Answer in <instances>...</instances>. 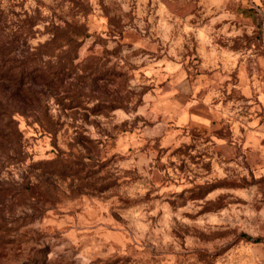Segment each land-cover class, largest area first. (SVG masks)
<instances>
[{
  "label": "rangeland",
  "instance_id": "rangeland-1",
  "mask_svg": "<svg viewBox=\"0 0 264 264\" xmlns=\"http://www.w3.org/2000/svg\"><path fill=\"white\" fill-rule=\"evenodd\" d=\"M255 19L209 0H0V264H263L264 169L209 133L256 111Z\"/></svg>",
  "mask_w": 264,
  "mask_h": 264
},
{
  "label": "crops",
  "instance_id": "crops-1",
  "mask_svg": "<svg viewBox=\"0 0 264 264\" xmlns=\"http://www.w3.org/2000/svg\"><path fill=\"white\" fill-rule=\"evenodd\" d=\"M209 3L212 5L215 4V5L233 7L236 8V11H238L240 7L244 9H251L252 20L256 18L255 21L261 23L264 29V0H209ZM176 76L174 75L175 79L173 78L172 80L173 82L174 80H176L175 84L178 91H176L175 93H178V96L174 98H185L186 101L188 98L187 96L191 95V93L194 91L195 85H193L192 82L187 78L180 77L178 79ZM185 87L187 88L180 90V88H185ZM243 88L244 86L240 84L238 88H236L235 92H241L243 91ZM253 96L254 93L252 94L251 98ZM257 100L255 101L256 106H254L256 111L254 112V114L250 116L249 119L243 121V117L240 114L238 115L235 114L234 128H230V129L225 128L223 130L222 127L218 126L216 127V129H214V127L210 128L209 133L217 132V134H219L220 136L218 141L219 140L222 142L225 141V148L228 151H230L229 148L232 144H234L235 146L238 145L237 149H240L242 147L243 149L249 151L250 165L252 167H263L262 169H264V90L259 92V94L257 95ZM185 104H183L182 106L176 104L177 107L176 109H178V111H183V106ZM156 110L159 111L158 108H156ZM167 110L168 108L166 107L164 108L163 105L161 106L159 113L164 115V113L167 112ZM206 113L213 121V115L211 114V111L208 110L206 111ZM159 119L160 117H158V120ZM164 120L165 117H162V119H160L156 125L157 127L156 129H159L158 131H160V133H162L166 128V123H164ZM231 131H233L234 139H232ZM230 140L235 142H230ZM259 220H260V226L258 228L259 232L258 234H256V236H261L264 238V207L260 211ZM251 229L253 228L251 227ZM261 261L264 264V256H262Z\"/></svg>",
  "mask_w": 264,
  "mask_h": 264
},
{
  "label": "trees",
  "instance_id": "trees-1",
  "mask_svg": "<svg viewBox=\"0 0 264 264\" xmlns=\"http://www.w3.org/2000/svg\"><path fill=\"white\" fill-rule=\"evenodd\" d=\"M260 241H261L260 239H257V240H256V243H258V242H260Z\"/></svg>",
  "mask_w": 264,
  "mask_h": 264
}]
</instances>
